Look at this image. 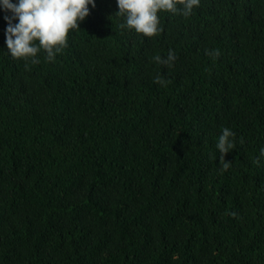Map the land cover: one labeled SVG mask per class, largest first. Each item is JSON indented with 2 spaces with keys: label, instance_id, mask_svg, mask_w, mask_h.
<instances>
[{
  "label": "trees",
  "instance_id": "obj_1",
  "mask_svg": "<svg viewBox=\"0 0 264 264\" xmlns=\"http://www.w3.org/2000/svg\"><path fill=\"white\" fill-rule=\"evenodd\" d=\"M88 7L36 63L0 12V264H264V0L160 12L152 37Z\"/></svg>",
  "mask_w": 264,
  "mask_h": 264
},
{
  "label": "clouds",
  "instance_id": "obj_2",
  "mask_svg": "<svg viewBox=\"0 0 264 264\" xmlns=\"http://www.w3.org/2000/svg\"><path fill=\"white\" fill-rule=\"evenodd\" d=\"M116 15L122 18L121 27L152 37L161 31L158 13L192 14L200 0H115ZM89 5L95 7V0H0V12L6 13L4 30L8 55L13 58L38 61L37 54L43 50L48 61L67 44L70 30L79 28V22L89 14ZM218 54V53H217ZM154 60L165 65L175 60L171 49L167 56H154ZM163 85L159 76L154 78ZM235 133L228 127L222 129L216 149L224 160L222 167L229 163L224 154L234 148ZM264 153V149L261 150Z\"/></svg>",
  "mask_w": 264,
  "mask_h": 264
}]
</instances>
